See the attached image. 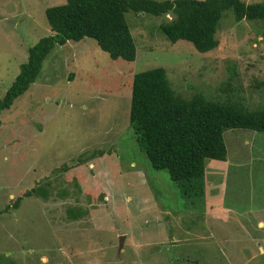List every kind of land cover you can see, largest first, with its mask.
<instances>
[{
  "label": "rangeland",
  "instance_id": "obj_1",
  "mask_svg": "<svg viewBox=\"0 0 264 264\" xmlns=\"http://www.w3.org/2000/svg\"><path fill=\"white\" fill-rule=\"evenodd\" d=\"M65 2L0 0V100L29 48L51 34L46 8ZM126 15L135 60L112 58L92 37L58 44L35 83L2 112L0 209L21 200L0 210V264H264L255 245L237 250L231 227L255 226L264 215V132L225 130L228 155L206 160L201 196L152 166L130 124L134 75L159 66L183 97L231 95L264 108V22L236 20L228 9L218 47L201 52L166 37V16ZM83 151L89 159L66 168ZM249 170L252 180L241 178ZM38 182L48 195L25 196ZM70 206L85 213L69 218Z\"/></svg>",
  "mask_w": 264,
  "mask_h": 264
},
{
  "label": "trees",
  "instance_id": "obj_2",
  "mask_svg": "<svg viewBox=\"0 0 264 264\" xmlns=\"http://www.w3.org/2000/svg\"><path fill=\"white\" fill-rule=\"evenodd\" d=\"M228 9L233 10L236 20L264 22V0L253 3L244 0H66L47 7L45 14L51 34L41 37L29 48L28 60L21 64L18 75L0 100V125L2 112L11 108L35 83L44 60L56 45L92 37L112 58L135 60L137 41L126 15L132 10L166 16L159 28L170 41L186 39L199 51L208 52L219 45L216 33ZM227 84L230 86L231 80ZM130 124L152 166L167 170L183 189L202 196L206 160H225L228 155L225 130L264 132V108L251 110L244 100L231 95L216 100L203 93L183 97L174 88L166 68L159 66L134 75ZM88 159V151H83L65 166L73 168ZM47 192L46 185L38 182L24 195L46 196ZM20 200L19 197L0 210L16 208ZM84 213L77 206L66 210L72 219Z\"/></svg>",
  "mask_w": 264,
  "mask_h": 264
},
{
  "label": "crops",
  "instance_id": "obj_3",
  "mask_svg": "<svg viewBox=\"0 0 264 264\" xmlns=\"http://www.w3.org/2000/svg\"><path fill=\"white\" fill-rule=\"evenodd\" d=\"M255 172V171H254ZM261 173V172H260ZM242 176L241 178H246V179H250L252 180L254 174L252 173V170L249 171H242L241 172ZM231 176V175H230ZM229 176V177H230ZM251 184L248 185L249 190L251 189ZM252 190V189H251ZM258 195V194H257ZM258 197H262L260 195H258ZM231 217H236V214L232 212ZM241 217V215H239V218ZM237 220V219H236ZM237 226L233 225L231 223V227L233 228V235H235V243H237V245H235V247H238L237 250L240 251H244L248 253V250L251 251V248L248 247H244L242 246V243H250L256 246V248H258L260 250L261 253H264V215H259L257 217V221L254 225H251L249 223L245 224V222H240L237 220ZM250 227L253 231L252 228H255L254 233H250V230H248L247 228ZM241 228V229H238ZM255 231L257 233H255ZM254 235V236H253ZM242 246V247H241ZM237 258H239L240 256L236 255Z\"/></svg>",
  "mask_w": 264,
  "mask_h": 264
}]
</instances>
